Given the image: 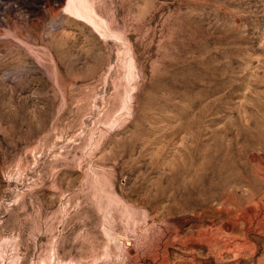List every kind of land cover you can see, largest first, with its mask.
I'll return each mask as SVG.
<instances>
[{
	"label": "rangeland",
	"instance_id": "1",
	"mask_svg": "<svg viewBox=\"0 0 264 264\" xmlns=\"http://www.w3.org/2000/svg\"><path fill=\"white\" fill-rule=\"evenodd\" d=\"M76 1L0 0V264H264V0Z\"/></svg>",
	"mask_w": 264,
	"mask_h": 264
},
{
	"label": "bare ground",
	"instance_id": "2",
	"mask_svg": "<svg viewBox=\"0 0 264 264\" xmlns=\"http://www.w3.org/2000/svg\"><path fill=\"white\" fill-rule=\"evenodd\" d=\"M76 0H73L72 4L75 6H77L76 8H74V11H77V12H81L80 10V7L78 6V4H76ZM85 14V13H84ZM226 219V218H225ZM169 234V233H168ZM167 236V235H166ZM168 238V237H167ZM174 238V236H173ZM199 238V237H198ZM159 242V241H158ZM163 243V242H162ZM165 245V243H164ZM158 246V245H157ZM161 248V247H160ZM165 248V247H164ZM167 248V247H166ZM157 249V248H156ZM163 250V249H162ZM154 253V252H153ZM124 257H126L131 263L133 262H136L139 258H140V255H139V252H138V248H137V245L136 243L133 244V246L131 248H129L128 250H125L124 253H122ZM152 254V253H151ZM161 254V253H160ZM157 254L153 255V256H156ZM155 258V257H153ZM124 259V258H123ZM103 260V259H102ZM96 263H98L99 261L96 259ZM104 263V261H102ZM94 261H87V262H78V261H74L72 260L71 261V264H96ZM13 264H18V262L16 263H13ZM101 264V263H100Z\"/></svg>",
	"mask_w": 264,
	"mask_h": 264
}]
</instances>
